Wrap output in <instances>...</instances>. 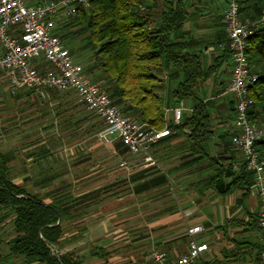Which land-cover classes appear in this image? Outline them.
Wrapping results in <instances>:
<instances>
[{
    "label": "crops",
    "instance_id": "obj_1",
    "mask_svg": "<svg viewBox=\"0 0 264 264\" xmlns=\"http://www.w3.org/2000/svg\"><path fill=\"white\" fill-rule=\"evenodd\" d=\"M42 1L28 0V3L37 5ZM185 2L189 18L176 38L186 41L189 51L200 55L204 70L211 73L200 82L198 90L199 98L211 113L213 132V139L203 145L201 153L193 151L188 131H171V136L153 148L160 168L144 169L140 161L128 165L133 175L127 180L134 184L135 190L118 198L117 209L95 210L86 202L92 198L91 193L63 192L66 178L61 173V164L45 169L42 162L56 147L41 144L33 147V151L30 145L22 149L0 145L13 183L25 187L46 204H55L70 213L69 219L59 221L65 230L61 253H76L84 264H137L154 251L176 261L189 252V230L196 226L201 227L196 240L207 245V250L195 264H260L258 194L251 175L243 176V157L231 144L235 104L227 88L233 62L229 51L220 48L227 40L223 23L226 3L225 0ZM153 26L159 27L160 20H155ZM55 33L60 36L58 28ZM171 72L166 67L161 76L167 81V89L171 85ZM160 95L166 99L168 90L160 91ZM179 106L187 109L184 118L190 117L193 102L176 107ZM166 119L173 121L172 113ZM30 149L33 155H26L25 159L23 153ZM72 150L77 151V145ZM56 156L49 159L54 157L55 161ZM20 157L26 161L19 163ZM58 159L59 156L57 163H61ZM29 160H35V165H29ZM92 163L86 159L82 166L92 168ZM143 173L150 176L143 177ZM7 212L0 209V233L6 231L5 236L9 233L7 240L0 234V261L38 264L11 254V242L16 237L15 216Z\"/></svg>",
    "mask_w": 264,
    "mask_h": 264
},
{
    "label": "trees",
    "instance_id": "obj_2",
    "mask_svg": "<svg viewBox=\"0 0 264 264\" xmlns=\"http://www.w3.org/2000/svg\"><path fill=\"white\" fill-rule=\"evenodd\" d=\"M89 4V11L78 8L77 19L86 23L88 44L95 49L94 68L111 84L106 91L113 102L126 116L159 130L188 131L193 151L201 153L203 145L213 139V132L211 113L198 90L200 82L211 73L204 70L201 56L191 53L189 44L176 38L189 18L185 0H89ZM239 16L243 21H259L264 17V0H239ZM157 19L160 26L154 27ZM70 22L63 26L73 23ZM247 56L251 71L258 75L250 87L254 105L249 118L264 125V29L249 38ZM166 67L172 69L168 89L167 81L161 77ZM84 73L87 77L85 68ZM165 90L166 99L160 95ZM186 101L193 102L190 117L179 124L168 121L165 110ZM256 148L264 159V140L257 142ZM245 175H251L253 182L246 168ZM0 209L15 216L16 237L10 248L14 257L27 263L84 264L76 253H61L65 230L58 223L69 219L70 213L55 204H46L13 183L1 150Z\"/></svg>",
    "mask_w": 264,
    "mask_h": 264
},
{
    "label": "built area",
    "instance_id": "obj_3",
    "mask_svg": "<svg viewBox=\"0 0 264 264\" xmlns=\"http://www.w3.org/2000/svg\"><path fill=\"white\" fill-rule=\"evenodd\" d=\"M225 3L223 22L227 41L220 48L229 51L233 62L227 88L235 104L231 144L242 155L258 194L260 264H264V159L256 148V143L264 140V125L253 123L249 118L254 105L250 87L258 75L251 71L247 56L248 40L256 31L264 29V21H243L239 16V0H225ZM79 7L89 8V0H43L37 5H30L28 0H0V74L7 77L13 94L20 90L75 92L84 108L102 121L104 126L99 138L103 143L119 142L128 153L139 157L145 168H160L153 148L171 136V130H159L126 116L101 85L85 76L84 67L74 61L62 38L55 33L60 21L77 17ZM186 110L168 108L165 114L172 113L174 123L179 124ZM199 233L198 226L189 230V252L178 260L170 261L165 253L154 251L137 264H195L207 250V245L196 240ZM0 264L7 263L0 261Z\"/></svg>",
    "mask_w": 264,
    "mask_h": 264
},
{
    "label": "rangeland",
    "instance_id": "obj_4",
    "mask_svg": "<svg viewBox=\"0 0 264 264\" xmlns=\"http://www.w3.org/2000/svg\"><path fill=\"white\" fill-rule=\"evenodd\" d=\"M81 21L77 17L71 22L60 21L58 32L67 48L72 50L74 61L83 64L87 77L108 90L111 84L94 68L95 49L88 44L86 23ZM261 21L264 17L256 23ZM69 22L73 23L63 26ZM110 91L113 94V90ZM0 128V145L3 147L14 145L22 149L30 145L33 151V147L41 144L56 147L50 156H59L61 163H57V156L55 161L54 157L49 159L48 156L42 164L45 169L61 164V173L66 178L63 192L91 193L92 198L86 202L92 209H117L118 198L135 190L134 184L127 180L132 177L133 170L127 167L141 162L140 158L128 153L119 142L103 143L99 138L102 121L84 108L73 91L20 90L13 94L7 77L0 74ZM75 145L77 151H70ZM32 150L23 153V157L27 159L26 155H33ZM25 159L20 157L19 163ZM86 159L93 162L92 168L82 166ZM28 164L34 166L35 160H29ZM141 165L144 169H158ZM149 176L143 173V177ZM0 234L4 235L3 239L9 237V233L5 236L6 231Z\"/></svg>",
    "mask_w": 264,
    "mask_h": 264
},
{
    "label": "water",
    "instance_id": "obj_5",
    "mask_svg": "<svg viewBox=\"0 0 264 264\" xmlns=\"http://www.w3.org/2000/svg\"><path fill=\"white\" fill-rule=\"evenodd\" d=\"M59 224V223H58Z\"/></svg>",
    "mask_w": 264,
    "mask_h": 264
}]
</instances>
